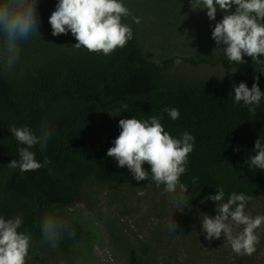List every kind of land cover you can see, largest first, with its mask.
Segmentation results:
<instances>
[{
    "label": "trees",
    "instance_id": "16d2710c",
    "mask_svg": "<svg viewBox=\"0 0 264 264\" xmlns=\"http://www.w3.org/2000/svg\"><path fill=\"white\" fill-rule=\"evenodd\" d=\"M132 32L123 48L107 56L74 47L73 52L61 50L20 77L0 70V216H20L23 223L18 231L31 234L26 264H32L29 256L37 247L57 257L72 252L84 228L80 221L69 219L70 206L85 201L106 217L86 190L91 178L114 185L157 187L150 179L136 181L127 166L118 167L107 156L120 134V119L143 121L163 114L161 123L171 136L181 138L188 132L195 137L180 181L199 198L200 212L216 206L207 197L220 186L224 201L232 192L253 196L246 207L264 197V169H255L248 161L255 154V141L261 137L264 142V97L251 113L243 102H234L233 93L240 82L249 89L258 82L264 92V56L258 62L244 56L242 64L230 62L226 55L212 59L175 54L153 60L140 47L136 29ZM181 63L221 64L225 70L212 80L185 79L173 70ZM165 108H178L179 118L162 113ZM42 121L54 134L43 154L39 145L31 150L39 162L43 164L47 157L49 163L23 173L9 168L23 146L9 128L29 126L38 134ZM143 167L150 171L147 163ZM46 213L57 214L75 230L74 238L66 234L61 238L57 250L42 240L39 225ZM130 255L133 264H167L151 255L149 244L131 245Z\"/></svg>",
    "mask_w": 264,
    "mask_h": 264
},
{
    "label": "clouds",
    "instance_id": "9594fccd",
    "mask_svg": "<svg viewBox=\"0 0 264 264\" xmlns=\"http://www.w3.org/2000/svg\"><path fill=\"white\" fill-rule=\"evenodd\" d=\"M207 10V17L216 20L218 9L223 18L215 23L212 39L216 49H222L230 62L246 63L244 56L258 62L264 56V0H196ZM233 6L235 10L232 11ZM130 15V10L121 0H58L55 10L49 17L52 35H67L69 32L77 43L76 49L84 48L88 52L110 55L118 47L123 48L132 39V29L121 22L122 17ZM139 23V18H133ZM38 0H0V70L11 72L21 56L20 45L35 34L38 27ZM175 63L179 64L177 59ZM258 81V77L256 78ZM234 102H243L251 113L256 112L264 92L258 82L247 84L240 82L234 86ZM126 107V105H121ZM168 116L176 120L178 108H165ZM163 114L151 116L146 120L135 117L120 119V134L107 151V156L117 162L118 167L127 166L136 181L151 180L156 186H164V192L171 194V203L183 209L188 207L187 186L180 181L186 172L188 154L193 151L195 137L184 132L181 138H174L165 131L161 120ZM12 136L22 147L17 151L19 159H13L8 167L19 168L23 172L35 171L49 163L45 157L43 164L36 159L32 151L36 145L40 152L46 151L47 144L54 134L46 121H42L39 133L29 126L9 128ZM255 154L250 157V166L264 169V142L260 137L255 141ZM147 163L150 171L143 165ZM193 178L192 184L195 185ZM214 195L207 197L216 203V215L203 214L202 230L206 239H219L223 233L232 250L237 255L251 256L256 252L259 235L256 230L264 224V215L251 216L246 213V205L253 196L243 192H232L224 201L223 187L217 188ZM143 195V193H139ZM23 220L20 216L4 218L0 216V264H26L32 236L18 231ZM43 243L57 250L61 238L66 234L74 238V228L55 213H46L40 221ZM243 226L242 231L233 234L234 228ZM178 225L173 221L169 230L176 232Z\"/></svg>",
    "mask_w": 264,
    "mask_h": 264
},
{
    "label": "rangeland",
    "instance_id": "374dc122",
    "mask_svg": "<svg viewBox=\"0 0 264 264\" xmlns=\"http://www.w3.org/2000/svg\"><path fill=\"white\" fill-rule=\"evenodd\" d=\"M130 10V15L121 22L136 29L139 44L149 59L160 60L175 54L206 56L215 59L225 53L216 49L212 39L215 23L223 18L218 9L216 20L207 17V10L196 0H121ZM58 0H38L40 24L38 31L21 43L18 64L10 72L20 77L34 70L47 59L63 51H71L77 43L69 32L67 35H52L49 17ZM235 10L233 6L232 11ZM139 18L135 23L133 18ZM174 73L185 79L212 80L225 68L223 65L202 63L194 66L181 63ZM164 186L136 187L101 183L91 178L86 190L100 206L106 217L98 215L85 201L70 206L66 213L69 219L81 222L83 237L65 257L53 255L49 249L37 247L29 256L32 264H133L130 246L149 244L152 256L167 264H264V224L256 230L259 243L251 256L237 255L225 240L206 239L202 230L203 214L215 216L216 206L200 212V200L187 190L189 206L176 207L171 194ZM139 193H143L140 195ZM251 216L264 215V197L255 199L245 209ZM178 225L176 232L169 230L170 222ZM243 226L234 228L233 234ZM108 249L115 259L111 262L105 254Z\"/></svg>",
    "mask_w": 264,
    "mask_h": 264
},
{
    "label": "built area",
    "instance_id": "2783aa9c",
    "mask_svg": "<svg viewBox=\"0 0 264 264\" xmlns=\"http://www.w3.org/2000/svg\"><path fill=\"white\" fill-rule=\"evenodd\" d=\"M105 254L107 255V257H109V259L111 260V262L115 263V259L113 258L112 254L110 253V251L108 249H105Z\"/></svg>",
    "mask_w": 264,
    "mask_h": 264
}]
</instances>
